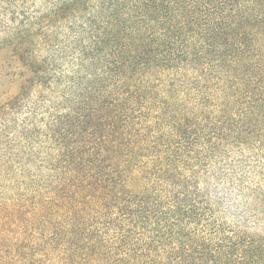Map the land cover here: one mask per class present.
<instances>
[{"label": "trees", "instance_id": "16d2710c", "mask_svg": "<svg viewBox=\"0 0 264 264\" xmlns=\"http://www.w3.org/2000/svg\"><path fill=\"white\" fill-rule=\"evenodd\" d=\"M0 76V264H264V0H0Z\"/></svg>", "mask_w": 264, "mask_h": 264}, {"label": "rangeland", "instance_id": "374dc122", "mask_svg": "<svg viewBox=\"0 0 264 264\" xmlns=\"http://www.w3.org/2000/svg\"><path fill=\"white\" fill-rule=\"evenodd\" d=\"M3 67V64H2ZM6 73L7 70H4ZM6 76V75H5ZM7 78L0 76V104L12 95H16L21 87L22 80L19 77ZM18 111L14 113L0 114V169L14 168L15 161L18 159L20 128H18ZM5 161L4 163H1ZM8 163V167L5 164Z\"/></svg>", "mask_w": 264, "mask_h": 264}]
</instances>
